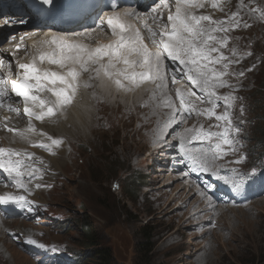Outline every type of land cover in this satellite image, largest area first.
Masks as SVG:
<instances>
[{
	"label": "rangeland",
	"instance_id": "374dc122",
	"mask_svg": "<svg viewBox=\"0 0 264 264\" xmlns=\"http://www.w3.org/2000/svg\"><path fill=\"white\" fill-rule=\"evenodd\" d=\"M206 2L213 6V0ZM220 4L219 21L225 22L223 27L228 31L214 35L229 37L221 50L237 62L229 64V75L224 77L233 87L216 92H232L238 99L231 110L230 139L234 144L231 150L223 147L227 154L219 156L215 166L224 169L218 172L220 182L235 180L243 189L251 188L239 193H251L249 203L218 205L181 172H171L166 162L167 158L176 161L183 154L198 161L215 152V144L221 142L216 136L211 141L192 137L201 132L222 133L223 121L206 113L184 115L181 111L169 122L174 109L164 108L158 99L150 100L154 84L148 87L150 94L143 90V99L141 94H132L136 97L128 103L119 94L122 91L104 94L98 79L91 80L92 86L86 91L83 84L91 74L88 72L79 79L83 84L77 91L86 99L81 105L83 111L69 121L67 132L59 130V120L41 125L47 137L62 139L63 143L45 156L35 157L32 163L31 169L38 170L35 177L43 182L41 191H36L40 197L36 213L30 203L26 204L32 209L27 215L36 224L31 227L26 220L1 216L8 225H15L11 224L8 232L0 230V264H87L82 256L98 248L111 249L115 264H264V139L260 132L264 130V0H220ZM233 13H238L235 19L239 27L230 24ZM215 67L222 69V65ZM52 70L61 72L54 67ZM168 81L171 84L166 92L175 109H181L177 90L201 97L193 98L198 109L212 107L207 92L195 88L184 73L175 83ZM145 101H149L148 106H143ZM21 105L23 100L7 102L0 106L1 114L9 116ZM19 111L18 117H23L24 111ZM223 111V102H218L215 112ZM98 125V129L94 127ZM185 129L193 131L181 139L179 134ZM252 169L255 175L250 174ZM28 190L33 197V191ZM17 231L32 233L37 243L27 248L40 255L25 244L20 245L21 250L9 238L17 236ZM39 231L42 234L38 235ZM148 234L152 236V250L146 252ZM94 263L88 260V264Z\"/></svg>",
	"mask_w": 264,
	"mask_h": 264
},
{
	"label": "snow or ice",
	"instance_id": "6c2138e0",
	"mask_svg": "<svg viewBox=\"0 0 264 264\" xmlns=\"http://www.w3.org/2000/svg\"><path fill=\"white\" fill-rule=\"evenodd\" d=\"M43 4L51 5L53 0H41ZM161 3L167 7V0H161ZM205 0H175V13L167 17L168 23H161L158 29H153L151 25L144 22V27L148 30L153 38V42L158 47L155 51L150 50L144 42L140 30L128 22L125 17L138 16L135 9L128 10L124 13L112 12L107 14L106 20L101 18L99 26H104L118 37L116 41L109 45L96 47L95 49L76 40H67L63 37L53 36L50 40L41 42L43 45H49L51 51L38 49L39 61L47 59L51 63L67 66L66 72L46 71L37 66V57H33L32 63L18 64L19 79L7 80L0 78V102L8 95L9 90L14 96L24 102V113L29 117V125L26 129L14 131L24 140H29V134L35 133V126L31 123L32 118L43 121L46 117H54L62 113L66 106L73 103L78 88L80 87L79 78L82 73L90 72L89 81L99 80V87L105 92H111L113 86L115 90L124 93H130L140 89L145 83H152L155 89L151 90L150 100L157 99V91L160 93L161 103L174 110L169 114L171 122L182 111L188 115L196 111L197 115L206 113L209 116H215L216 120L224 122L222 133H204L193 136L195 140L211 141L213 136L220 139V143L215 144V152L210 155L200 157V166L204 171H210L215 166V160L227 153L223 147L229 146L231 150L234 141L230 139L232 131L231 110L235 105L238 97L232 92L218 95L216 89L222 87H233L224 78L228 73L230 63L237 62L229 60L221 50L227 46L229 37L216 36V32H227L228 29L223 27L224 21H214L208 15H196L193 11L195 8L204 7ZM216 0H213V7H216ZM159 7V5H157ZM156 12L157 8L151 9ZM238 13H233L230 18V24L239 27V21L235 19ZM264 18V12L261 13ZM156 19L155 17L153 18ZM209 22L207 25L202 22ZM215 25V26H213ZM248 27L247 24L244 25ZM83 33H74L73 35H82ZM19 47V46H17ZM216 53V55H213ZM235 54V50H233ZM105 57L107 61L105 62ZM166 61L177 64L180 67L171 68ZM228 61L227 63H224ZM3 61L0 60V66ZM215 65H222L218 70ZM183 72L187 80L199 89L201 92H207V101L212 107L208 109H198L195 106L193 98L196 93L192 91L177 90L181 109H175L171 97L167 95V81L171 79L176 81L177 74ZM243 75V72L239 73ZM85 88L91 87L90 83H84ZM47 91L54 98H42L39 92ZM95 95V93H93ZM218 102H223L224 111L217 114L215 108ZM149 101H145L144 106H148ZM243 108H241V113ZM219 127V125H217ZM192 129H185L180 133L181 139L186 133L192 132ZM239 133V129H235ZM47 136L46 133H40ZM50 144L43 141L36 146L48 148L59 146L63 143L62 139L48 137ZM7 154V155H6ZM34 153H26L21 150L0 147V170L6 172L12 181L19 187L28 191V185L23 182L21 177L28 175L31 177L36 171L32 168L30 171H22L25 165V158L34 156ZM17 157V159H13ZM251 175H255V169H252ZM37 184L35 187H40ZM204 193H201L203 195ZM10 203L25 205L31 203L25 195H12L6 193L0 195V205ZM32 211L31 208L28 209ZM30 243H37L35 240H29ZM44 247V245H40Z\"/></svg>",
	"mask_w": 264,
	"mask_h": 264
},
{
	"label": "bare ground",
	"instance_id": "6f19581e",
	"mask_svg": "<svg viewBox=\"0 0 264 264\" xmlns=\"http://www.w3.org/2000/svg\"><path fill=\"white\" fill-rule=\"evenodd\" d=\"M169 1V3L170 4H172L173 6H171L170 7V10L171 11H173L174 13H175V0H168ZM207 7H208V9H209V13H208V16H210L211 18H212V20H214L215 19V17H216V15H215V13H216V7H213V6H208V4H207V2L206 3H204V7H199L198 9H197V12L199 13V15H204V13H205V11H206V9H207ZM204 22H207V21H204ZM2 26H4V27H6V24L2 21V19H0V28L2 27ZM247 29V28H246ZM250 31V30H249ZM6 30L5 29H0V38L2 37V35L4 34V35H6ZM29 36H31V40L30 39H25V38H23V39H21V40H19L17 43H8L7 45H5V46H2L1 48H0V60H2L3 61V64L7 61V59L9 58V52L10 51H13L14 49H16V47L17 46H19V47H17L18 49L20 48V47H25V46H28V42H30L35 48H39V49H44V50H46V51H51V47L52 46H49V45H43V44H41V41L39 40L40 38H44L45 37V35H42V36H40V38L38 39H35V36L34 35H31V34H29ZM115 36V34L111 31V29L110 28H103V29H100V30H98L96 33H93V34H91V35H79V36H77L76 38H70V37H67V38H64V39H67V40H76V41H80L81 43H83V44H85V45H87V46H89L90 48H93V49H95L96 47H100V46H103V45H109L110 43L112 44L114 41H116V39H113V38H115L114 37ZM3 38H5V36H3ZM112 38V39H111ZM251 39V38H250ZM252 39H253V37H252ZM16 44V45H15ZM13 47H14V49H13ZM32 51H33V49L32 48H28V50H27V52L28 53H32ZM24 54H26V52H24ZM34 55L37 57V62L39 63V64H41V61H39V59H38V56H39V52L38 51H34ZM17 56H18V59L19 60H22V58L24 57V55H23V53H18L17 54ZM46 61L47 62H45L44 63V65L45 66H47V67H50V68H57L58 70H61V73L62 72H66L67 70H68V67L67 66H64V67H62V66H60L59 64H56V63H51V62H49L47 59H46ZM42 69V68H41ZM5 71H7V69H5ZM53 71V70H52ZM8 73V72H7ZM85 73H88V72H84V73H82L81 74V76L82 75H84L85 76ZM10 76H12L11 74H10ZM81 76H80V80H82L81 79ZM15 77H12V79H14ZM94 81H96V80H94ZM86 82L87 83H90V81H89V77L87 78V80H86ZM85 82V83H86ZM79 83H80V81H79ZM80 84H83L82 82L80 83ZM146 84V83H145ZM169 84V85H168ZM170 81H168L167 82V86H170ZM84 85V84H83ZM151 85H152V87H153V84L152 83H148V84H146L145 86L143 85V87H141L140 89H137V90H135V91H133V92H130V93H124V92H120L119 94H122V96L124 97V99H125V102H128V103H130L129 101H130V99L131 98H134V97H136V96H134V95H132V94H141L140 95V99H143V96H145V94H147L148 92V94H150V90L148 89V87H151ZM96 86V85H95ZM85 88V87H84ZM86 89V91L87 90H89L88 88H85ZM94 89L96 90V91H100V89H96L95 87H94ZM155 89V88H154ZM144 90V93L145 94H143L142 93V91ZM166 91H167V89H166ZM37 94H39L42 98H45V97H48V98H50L51 97V95H50V93H48L47 91H44V92H39V93H37ZM77 94H78V92H77ZM104 94H117L116 93V91H115V88L113 87L112 88V90H111V92L109 93V92H105L104 91ZM82 93H79V95H78V97H77V99L75 98L74 99V101H76L77 102V104H75V103H73V104H71V105H69V106H66V108L63 110V112H62V114H60L59 113V115L57 116V117H55V118H57V119H55V120H59V121H62L61 123H59L58 124V128H59V130H61V131H64V132H67V131H65V127H66V125H68L69 124V121L70 120H72L73 119V117L75 116V115H77V114H80L83 110L81 109V105H83L84 104V100H86V99H84V98H82ZM111 96H113V95H111ZM82 101H83V103H82ZM106 101H104V103H105ZM101 103H103V102H101ZM103 103V104H104ZM88 105V104H87ZM144 106V105H143ZM84 108V107H83ZM90 106L88 107V110H87V114L86 115H88V111L90 110ZM108 108V107H107ZM142 108V107H141ZM106 109V108H105ZM93 108H92V112H91V115H90V121L93 119V116H94V113H93ZM107 110V109H106ZM123 110V109H122ZM108 111H110L109 109H108ZM19 112V114L21 113V111H18ZM141 112V111H140ZM114 114V113H113ZM62 115H63V118H62ZM97 115V114H96ZM18 116V115H17ZM140 116V115H139ZM138 116V117H139ZM103 117V116H102ZM106 117V116H105ZM0 118H1V121L2 122H4L5 124H6V126L8 125L9 126V128L8 129H6L4 126V124H0V142L1 141H3L5 144H3V146L2 147H4V148H12V149H17V150H21V151H24V152H26V153H34L35 155L34 156H32V157H30V159L29 158H25V162L26 161H29V160H31V159H33V157H35V156H38V157H41L42 155H45V154H43L42 153V151L41 150H39L38 148H36V149H33V148H30V146H36L39 142H41V141H43V143H45L46 142V139H45V137L44 136H42V135H40V133H43V132H41L40 131V129L42 128L41 127V124H47V122H49V121H46V119H44L43 121H41V120H37V119H35L34 121H31V123L35 126V129H36V132L35 133H30L29 134V140H24V139H22L21 137H19L17 134H16V132H14V131H9V129H16V130H23V128L22 127H20V128H18V127H16L13 123V119H11V120H8V119H6V117H5V119H4V116H0ZM121 119V118H120ZM123 120V119H122ZM89 121V122H90ZM119 121V120H118ZM27 125H26V128L28 127V125H29V120H27ZM95 122V121H94ZM102 125H104V124H102ZM116 125V124H115ZM148 125V124H147ZM54 126H56V125H54ZM113 126V125H112ZM85 127H87V126H85ZM94 127H96L97 129H98V127H99V125L98 126H94ZM94 127H93V129H94ZM25 128V129H26ZM58 128H56V129H58ZM150 128V127H149ZM115 129H117V128H115ZM146 131V130H145ZM78 132V131H77ZM50 134V133H49ZM62 135H63V133H61ZM65 139V138H64ZM51 143V142H50ZM0 147H1V145H0ZM37 147V146H36ZM68 151V150H67ZM61 152H63V151H61ZM60 152V153H61ZM152 153V152H151ZM78 154V153H77ZM7 155V154H6ZM93 155V154H92ZM79 156V155H78ZM69 157V156H68ZM73 157V156H72ZM90 157H92V156H90ZM13 159H17V157H13ZM60 160V159H59ZM87 161V160H86ZM54 162V161H53ZM26 165V164H25ZM75 165V164H74ZM27 166V165H26ZM72 169V168H71ZM22 171H25L26 173H27V171H28V168L27 167H22ZM70 172H72V171H70ZM62 173V172H61ZM0 174L2 175V177H4L5 179H6V177H7V179L8 180H11L12 181V178L6 173V172H4L3 170H0ZM21 179L23 180V182L25 183V184H27L28 185V189H31L32 191H33V198H34V200L35 201H39L40 202V197H39V194L38 193H36L35 191L37 190L38 192H39V190L31 183V177H29L28 175H25V176H23V177H21ZM189 187V186H188ZM45 188V187H44ZM212 188H213V186H211V188L210 189H208V190H210V192L212 191ZM13 189H15V188H13ZM47 189V188H46ZM189 190H191L190 188H189ZM8 193H10V194H12V195H15L14 193H12L11 191H9ZM212 193V192H211ZM45 194V193H44ZM11 204H13V203H11ZM14 205V204H13ZM14 207V206H13ZM27 214H30V212L29 213H27ZM37 221V220H36ZM28 222H31V223H29V225L32 227V223L33 224H36L31 218H30V220L28 221ZM11 224H14V223H11ZM11 224H7V222H5L3 219H2V217L0 216V230L1 229H3L4 231H7V230H12L11 228H10V225ZM15 225V224H14ZM28 228V227H27ZM36 231V230H35ZM34 231V232H35ZM28 234H30V233H28ZM32 234V233H31ZM40 234H42L40 231H39V234L38 235H40ZM58 237V236H57ZM0 240H1V234H0ZM49 240V239H48ZM0 249H1V247H0Z\"/></svg>",
	"mask_w": 264,
	"mask_h": 264
},
{
	"label": "trees",
	"instance_id": "16d2710c",
	"mask_svg": "<svg viewBox=\"0 0 264 264\" xmlns=\"http://www.w3.org/2000/svg\"><path fill=\"white\" fill-rule=\"evenodd\" d=\"M261 117L264 118V116H261ZM260 132H261V135L263 136L262 139H264V130ZM145 238L147 239L148 244L147 246L144 247V249L146 252L151 251L152 247L151 245H149V243H150L152 236L148 234ZM83 257H84L83 261L84 262L87 261V264H88L89 259H93L94 261H96V263L94 264H115L113 253L111 252V249L109 248H98L94 250H89L86 254H84Z\"/></svg>",
	"mask_w": 264,
	"mask_h": 264
},
{
	"label": "clouds",
	"instance_id": "9594fccd",
	"mask_svg": "<svg viewBox=\"0 0 264 264\" xmlns=\"http://www.w3.org/2000/svg\"><path fill=\"white\" fill-rule=\"evenodd\" d=\"M83 257V256H82Z\"/></svg>",
	"mask_w": 264,
	"mask_h": 264
}]
</instances>
